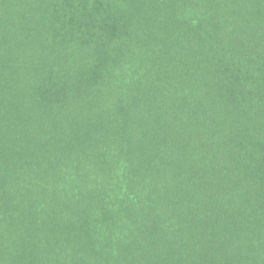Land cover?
<instances>
[{"label":"trees","instance_id":"1","mask_svg":"<svg viewBox=\"0 0 264 264\" xmlns=\"http://www.w3.org/2000/svg\"><path fill=\"white\" fill-rule=\"evenodd\" d=\"M0 264H264V0H0Z\"/></svg>","mask_w":264,"mask_h":264}]
</instances>
